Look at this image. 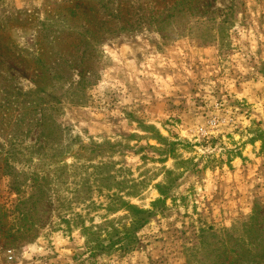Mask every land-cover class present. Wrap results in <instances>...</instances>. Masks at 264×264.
<instances>
[{"label": "rangeland", "instance_id": "1", "mask_svg": "<svg viewBox=\"0 0 264 264\" xmlns=\"http://www.w3.org/2000/svg\"><path fill=\"white\" fill-rule=\"evenodd\" d=\"M96 163L152 210L133 250H88ZM252 215L264 0H0V264H264Z\"/></svg>", "mask_w": 264, "mask_h": 264}, {"label": "trees", "instance_id": "2", "mask_svg": "<svg viewBox=\"0 0 264 264\" xmlns=\"http://www.w3.org/2000/svg\"><path fill=\"white\" fill-rule=\"evenodd\" d=\"M91 167V176L88 177V180L96 185L99 195L106 196L108 201L104 205L102 203L95 204L96 202L91 200L92 184L88 182V212L95 206L98 208V205L104 210V212L98 214L99 223H93L92 221L86 226L81 225L89 252L91 254H109L115 250H133L138 244L136 231L147 222L152 210L139 207L123 198L125 195L135 196L139 193L138 184L134 183L133 179H125L123 183L118 181V185H122V187H117L119 191H122L121 194L115 192L105 193V191L111 190L112 184L109 182V176L106 175L103 163H96ZM166 185H157L162 194L165 193L164 188L167 187ZM76 198L82 199L84 197L77 194ZM161 201V199H157L153 204L156 205ZM120 210L125 211V213L111 217ZM256 216H250V221L244 225V233L241 234L239 240L247 246L259 249L258 255L264 259V226L258 224ZM238 254L245 253L238 252Z\"/></svg>", "mask_w": 264, "mask_h": 264}]
</instances>
